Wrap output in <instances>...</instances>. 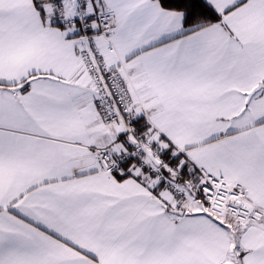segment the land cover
<instances>
[{
	"label": "snow or ice",
	"instance_id": "1",
	"mask_svg": "<svg viewBox=\"0 0 264 264\" xmlns=\"http://www.w3.org/2000/svg\"><path fill=\"white\" fill-rule=\"evenodd\" d=\"M0 264H264V0H0Z\"/></svg>",
	"mask_w": 264,
	"mask_h": 264
}]
</instances>
